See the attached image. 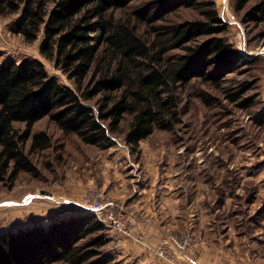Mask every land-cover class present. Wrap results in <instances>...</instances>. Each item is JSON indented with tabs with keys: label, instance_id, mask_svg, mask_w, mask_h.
<instances>
[{
	"label": "trees",
	"instance_id": "trees-1",
	"mask_svg": "<svg viewBox=\"0 0 264 264\" xmlns=\"http://www.w3.org/2000/svg\"><path fill=\"white\" fill-rule=\"evenodd\" d=\"M133 1L0 0V16L18 14L14 31L26 42L42 34L41 55L74 83H60L38 59L0 62V184L12 185L20 172L36 171L25 146L30 142L33 152L51 145L48 134H32V126L44 117L84 144L101 146L121 133L136 150L155 129L172 131L180 122L181 86L195 79L219 86L241 66V54L223 35L228 23L214 0L199 1L203 18L149 35L141 29L147 19L142 12L116 13ZM194 1L170 0L161 9L158 1L153 20ZM247 1L235 0L236 10ZM243 20L263 22L264 1L248 8ZM174 48L184 52L167 55ZM242 92L230 98L236 101ZM93 99L95 105L89 103ZM239 105L250 106L249 99ZM126 116L130 121L124 132ZM257 122L264 123V114ZM104 230L94 215L83 213L46 227L7 231L0 234V264H84L99 254L94 248L106 244Z\"/></svg>",
	"mask_w": 264,
	"mask_h": 264
},
{
	"label": "rangeland",
	"instance_id": "rangeland-1",
	"mask_svg": "<svg viewBox=\"0 0 264 264\" xmlns=\"http://www.w3.org/2000/svg\"><path fill=\"white\" fill-rule=\"evenodd\" d=\"M158 1H162L159 9L167 3L170 4V0H134L128 7L116 13L122 15L142 12L147 19L141 29L147 35L161 34L163 27L175 23L203 18L200 0H195L191 6H181L154 21L153 18H156L157 14L153 6L158 8ZM214 1L219 16L223 15L222 0ZM261 1L264 0H248L244 8L237 11L235 0H228V12L233 14L234 20L240 24L228 23L227 31L223 35L241 54V66L228 74L225 80L220 81L219 86L200 79L181 86L178 90L180 122L172 131L155 129L134 150L129 145L125 146L124 135L121 133L114 134L110 141L101 146L87 145L74 135L63 134L48 117L37 121L32 126V134H48L51 145L29 152L28 142L25 151L29 153L36 171L20 172L12 185L9 182L0 184V234L35 224L46 227L54 221L86 213L80 210L81 206L78 204L67 206L61 203V199L53 203L50 199L54 198V195H62L85 202L89 191L98 189L106 195L107 191L100 187L103 178L105 181L113 176L117 165H123L125 161H141L144 156L143 149L159 155L161 163L169 159H172L173 163H179L182 173H188L197 180L202 193L208 191V183L219 179L216 176V179L211 177L212 172L216 174L222 171H236V158L243 156L245 161L254 153L257 154L258 150L264 155V123L259 125L257 122V118L264 114V93L260 89L264 75V21L243 22L244 12ZM18 17V14L0 16V62L20 61L24 58L38 59L50 76L57 78L64 85L74 86L73 81L55 68L53 62L41 55L42 34L33 42H26L14 31ZM183 52L182 48H174L167 55L175 56ZM249 59H253L252 62L244 64ZM239 91H243L241 97L233 101L230 95ZM243 99H249L250 106L240 107L239 103ZM95 101L96 99H93L89 103L95 105ZM129 121L130 117L126 116L122 131L127 130ZM16 126L23 128L24 124ZM121 161L124 163L121 164ZM228 162L230 165L234 163L232 168L227 165ZM138 164L141 168V163ZM126 171L133 173L129 168ZM246 209L242 219L244 231L250 235L251 230L257 227L251 221L254 219L253 214ZM238 210H241L240 207ZM112 233L117 232L105 228L106 244L94 248L99 254L84 264L112 262ZM157 252L164 255L162 249ZM51 264L68 263L60 261Z\"/></svg>",
	"mask_w": 264,
	"mask_h": 264
},
{
	"label": "crops",
	"instance_id": "crops-1",
	"mask_svg": "<svg viewBox=\"0 0 264 264\" xmlns=\"http://www.w3.org/2000/svg\"><path fill=\"white\" fill-rule=\"evenodd\" d=\"M143 153L141 161H121L115 174L100 183L106 196L128 213L129 235H111L110 264H264L262 151L245 161L243 156L236 158V171L212 172L210 176L219 179L208 183L205 193L194 177L182 173L179 163L172 159L161 163L156 153L144 149ZM233 164L227 163L231 168ZM53 197L52 203L61 199L67 206L82 202ZM245 209L257 227L250 235L244 231ZM173 233L187 234L190 244L179 250L166 243Z\"/></svg>",
	"mask_w": 264,
	"mask_h": 264
},
{
	"label": "built area",
	"instance_id": "built-area-1",
	"mask_svg": "<svg viewBox=\"0 0 264 264\" xmlns=\"http://www.w3.org/2000/svg\"><path fill=\"white\" fill-rule=\"evenodd\" d=\"M222 13L220 17L227 23H236L233 14L228 12V0H222ZM260 89L264 93V75L261 79ZM80 210L93 214L106 228L122 235H129L128 213L117 202L106 197L102 190H91L81 202ZM173 243L179 250H184L191 242L186 234L173 233L166 238V243Z\"/></svg>",
	"mask_w": 264,
	"mask_h": 264
},
{
	"label": "bare ground",
	"instance_id": "bare-ground-1",
	"mask_svg": "<svg viewBox=\"0 0 264 264\" xmlns=\"http://www.w3.org/2000/svg\"><path fill=\"white\" fill-rule=\"evenodd\" d=\"M38 193H39V192H38ZM42 193H43V192H42ZM35 194H36V193H35ZM25 206H26V205H25ZM28 207H29V206H28ZM23 211H24V210H23ZM23 211H22V212H23ZM131 232H132V231H131Z\"/></svg>",
	"mask_w": 264,
	"mask_h": 264
}]
</instances>
